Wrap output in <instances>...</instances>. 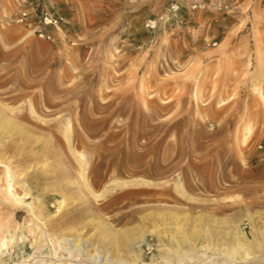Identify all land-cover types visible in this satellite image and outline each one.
I'll use <instances>...</instances> for the list:
<instances>
[{
	"label": "rangeland",
	"instance_id": "374dc122",
	"mask_svg": "<svg viewBox=\"0 0 264 264\" xmlns=\"http://www.w3.org/2000/svg\"><path fill=\"white\" fill-rule=\"evenodd\" d=\"M1 115L28 201L68 236L49 264L76 234L91 263L133 264L142 232L145 263L264 264V0H0ZM0 221V264H21L36 222L4 201Z\"/></svg>",
	"mask_w": 264,
	"mask_h": 264
},
{
	"label": "bare ground",
	"instance_id": "6f19581e",
	"mask_svg": "<svg viewBox=\"0 0 264 264\" xmlns=\"http://www.w3.org/2000/svg\"><path fill=\"white\" fill-rule=\"evenodd\" d=\"M51 104V103H50ZM11 110V108H10ZM6 111V110H5ZM13 111V110H12ZM8 112V111H7ZM13 114V113H11ZM6 116V115H5ZM3 115L0 116V169H1V174H0V201H4L8 204L9 207L14 208L15 210L22 207L25 209L26 213L31 216V218L36 222L35 223V228L38 230H36L38 233V240H35V243L31 245V250L32 252H29V254L22 260L21 264H31L33 262H35L36 260H42L45 258H49L45 263L49 264L52 263V261L55 258V249L52 250V246L50 244V246L52 247L51 250L54 252V254L52 253L51 250H49L50 255L47 256L45 255L42 251L44 250V242H49L52 243V245H54L55 243H60L61 246H65L66 244V238L68 237H64V234H61L60 236H56V235H52L50 233L47 232V230H45V225H46V221H43L42 216L40 218L39 215H36L35 213V206L33 205V200L31 202L28 201L30 194H31V189L29 187V185L24 181L23 177L18 176L14 171L13 168L11 166V162L9 160L8 157H6V153L9 152L10 150H13L14 147H16L15 145L12 146H7L6 144V140L13 137L11 136L10 131L12 130V128H16L17 130H21L23 128H21L17 123H15L12 119H9L8 117H5ZM11 116V115H10ZM42 121V120H41ZM11 129V130H10ZM10 130V131H9ZM14 130V129H13ZM25 130V129H24ZM16 132V131H15ZM13 133V131H12ZM20 134V133H19ZM23 134V133H22ZM24 135V134H23ZM12 139V138H11ZM10 139V140H11ZM14 139V137H13ZM13 141V140H11ZM15 141V140H14ZM12 143H15V142ZM69 141V138H68ZM19 141H17L18 143ZM23 143V142H22ZM16 144V143H15ZM20 145V144H19ZM26 145V144H25ZM21 146V145H20ZM23 147V146H22ZM16 150L18 149L15 148ZM14 149V150H15ZM21 149V148H20ZM19 149V150H20ZM23 149V148H22ZM17 153V152H16ZM20 153V152H19ZM18 153V154H19ZM15 154V153H14ZM17 155V154H16ZM45 161V160H44ZM131 184L129 183H125V184H121V186H130ZM17 189L21 190V194L17 193ZM95 196V194H94ZM97 196V194H96ZM38 200V199H37ZM40 202V201H39ZM38 208V207H37ZM38 210V209H37ZM247 216V215H246ZM211 217V216H210ZM209 217V218H210ZM248 218V217H247ZM250 218V216H249ZM53 219V218H52ZM176 219V218H175ZM202 219V218H201ZM218 220V219H217ZM216 220V222H217ZM57 221V220H56ZM210 221V220H209ZM1 222V221H0ZM2 223V222H1ZM8 223V221H7ZM50 223V222H49ZM48 223V224H49ZM54 222H51V224ZM220 223V222H219ZM62 224V223H61ZM56 227L57 229H61L60 223L56 222ZM101 225V224H100ZM49 226V225H48ZM105 227V226H104ZM64 228V227H63ZM107 228V227H106ZM204 229V227L202 228ZM238 229V228H237ZM64 231V229H62ZM108 230V229H106ZM105 230V232H106ZM57 231V230H56ZM70 231V230H68ZM67 231V232H68ZM199 231V230H198ZM235 231V230H234ZM242 231V230H241ZM9 231H4L1 229L0 230V254H2V252L4 250H9L10 248H13L12 246H14L15 242H14V236L10 233H8ZM66 232V231H65ZM140 232V231H139ZM236 232V231H235ZM243 232V231H242ZM34 233V232H33ZM60 233V232H59ZM77 233V232H76ZM155 235H157V231L152 232ZM239 233V231H238ZM69 234V233H68ZM67 234V235H68ZM110 234H113L110 231ZM124 231H119V233L116 231V236L118 235H123ZM36 235V234H35ZM75 235V234H74ZM77 236V241H79V243H73V251H68L66 252L67 257H63L62 255L59 257H57L56 260V264H78L80 261H82L81 264H94L90 262V259L93 258L94 256H97L99 254V250L97 248H93V249H89L88 246H90V244L88 243L89 240L87 239H83L82 235H78ZM71 236V235H70ZM106 236V235H105ZM108 236V235H107ZM20 237V236H19ZM73 237V236H72ZM112 237V236H111ZM241 238V235L238 236V238ZM89 238V237H88ZM113 238V237H112ZM115 238V237H114ZM118 238V237H117ZM23 239V238H22ZM43 239V240H42ZM104 239V238H103ZM120 239V238H119ZM110 240V238H109ZM112 240V239H111ZM114 240V239H113ZM235 240V238L233 239ZM70 241H74L73 239ZM236 246L237 249L239 251H241L243 253V255L249 260L252 259L251 258V252L249 251V249L247 247H245L244 244H242L239 240H237L236 237ZM134 242V240H133ZM18 243V242H17ZM91 243V242H90ZM111 243V242H110ZM113 243V242H112ZM21 244V243H20ZM84 244H87L84 246ZM115 244V243H113ZM135 245H137V247L132 248V246L130 247L131 250H133V264H152V263H145L143 262L140 257H141V250L144 246L145 247H149L147 245V242H145V233L142 232L140 235H138L135 243ZM69 245V244H68ZM79 245H83L84 248L82 249V255L76 254L75 252H79ZM23 246V245H22ZM56 246V245H55ZM118 247V245H116ZM91 247V246H90ZM97 247V246H96ZM115 247V246H114ZM116 247V248H117ZM64 250H68L69 248L63 247ZM43 249V250H42ZM106 249V248H105ZM119 249V247H118ZM129 249V248H128ZM198 249L203 252V259H210L211 257L206 255L210 253L211 254H215L217 252V254L219 255H225L228 256L229 255V250L226 249L224 247L223 244H212V243H208V242H202L200 244H198ZM22 250V249H21ZM120 250V249H119ZM130 250V251H131ZM94 251V253H92ZM118 251V250H117ZM172 252H174L173 250H171ZM48 252V253H49ZM144 252V251H143ZM130 253V252H129ZM54 255V256H53ZM64 255V254H63ZM143 255V254H142ZM178 255V254H176ZM180 255V254H179ZM108 256V255H107ZM79 257V259H77ZM2 258V257H1ZM112 258V257H110ZM95 259V258H94ZM92 259V260H94ZM229 261V260H228ZM43 262V261H41ZM109 259H106L105 262L103 264H108ZM118 263L120 264L122 261V259L120 257H117L115 259H112V262L110 263ZM138 262V263H137ZM13 264H18L16 262H14ZM34 264V263H33ZM36 264V263H35ZM122 264V263H121ZM124 264V263H123Z\"/></svg>",
	"mask_w": 264,
	"mask_h": 264
},
{
	"label": "built area",
	"instance_id": "2783aa9c",
	"mask_svg": "<svg viewBox=\"0 0 264 264\" xmlns=\"http://www.w3.org/2000/svg\"><path fill=\"white\" fill-rule=\"evenodd\" d=\"M58 21V19L56 17H53L52 15H46V17H44V22L45 24H52V23H56Z\"/></svg>",
	"mask_w": 264,
	"mask_h": 264
}]
</instances>
